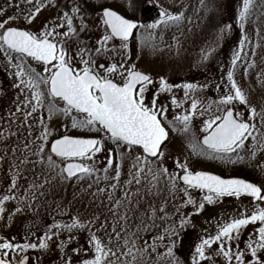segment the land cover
I'll return each instance as SVG.
<instances>
[{
	"label": "snow or ice",
	"instance_id": "1",
	"mask_svg": "<svg viewBox=\"0 0 264 264\" xmlns=\"http://www.w3.org/2000/svg\"><path fill=\"white\" fill-rule=\"evenodd\" d=\"M22 2L26 9L16 4L17 13L0 21L2 66L17 93L15 111L9 115L28 130L22 156L10 164L7 187L0 193V219L7 213L6 227H10L17 214L46 194V187L50 190L56 183L73 180L81 185V195L90 194L88 207L97 200L99 204L87 217L69 214V204L61 210L68 219L54 218L40 235L32 231L39 230L35 224L19 241L0 235V264H41L42 255L53 251V246L60 264H73L74 256L76 264H216L217 258L223 264H264V180L256 183L196 170L190 167L188 155L173 156L168 148L176 135L193 157L255 167L264 176V103L253 104L251 90L236 79L241 65L246 64L242 76L256 67L255 59L248 57H255L260 45L250 47L246 24L258 12L264 15V0H238L234 23L240 37L226 82L222 73L224 91L217 99L197 95L208 87L206 83H170L131 62L134 39L140 52L145 48L156 52L166 30L175 28L183 35V24L191 23L186 5L172 11L157 2L156 17L144 23L133 18V0H96L90 10L85 8L88 0H66L67 7H60L57 0ZM116 3L124 12L113 6ZM199 3L210 10L206 0ZM51 7L57 14L35 30L13 23L23 19L31 26L42 10ZM232 29V23L223 24L217 39ZM93 32L99 33L94 40ZM85 34L88 38H83ZM172 39L179 49L175 34ZM214 51V46L201 49L200 63ZM256 75L264 89V71ZM215 87L219 92L221 84ZM180 88L183 97L178 99L173 90ZM164 93L170 94L171 118L169 104L159 99ZM197 117L202 118L199 126L194 124ZM54 118H62L63 132L52 126ZM32 121L39 127L34 139ZM193 191L202 193L199 200ZM242 195L254 201L250 214L244 209L238 216L217 221L215 234L205 231L191 243L187 259L177 254L176 237L191 225L193 215L222 197ZM169 198L180 200L171 213ZM11 201L16 206L9 212L6 203ZM188 206L192 211H183ZM249 224L258 227L240 248L241 232ZM30 251L41 255L33 258Z\"/></svg>",
	"mask_w": 264,
	"mask_h": 264
},
{
	"label": "rangeland",
	"instance_id": "2",
	"mask_svg": "<svg viewBox=\"0 0 264 264\" xmlns=\"http://www.w3.org/2000/svg\"><path fill=\"white\" fill-rule=\"evenodd\" d=\"M96 2V0H95ZM111 2V0H109ZM134 4H148L147 0H133ZM159 3L165 8H170L172 11H176L181 8V5H186L184 9L187 16L191 17V23L185 22L181 28L183 35H180L175 28L166 30L163 34V42L160 44L159 49L156 52H152L145 48V52L149 54V64L147 67H158L161 70H180V76L184 77V82H193L197 84H207L208 87L203 91L197 93L201 98L217 99L224 91V84H221V76L224 74L226 80V70L230 62V57L234 48L238 46V40L240 37V30L234 23V13L238 5V0H206L210 10H205L200 7L199 0H153V4ZM16 4L20 5V9H26L22 0H0V8L4 9V14L0 15V21L7 19L8 16L17 13ZM58 4H66V1L59 2ZM119 4V3H116ZM120 5V4H119ZM48 8L42 10L38 19L33 25H26L23 19L14 21L13 23L21 27H31L34 30L37 29L42 22L48 20L47 18ZM226 23H232L233 29L231 32L225 34L222 40L217 39V31L220 26ZM247 34L251 40L250 47H256V56L252 57L249 54V60L255 59L256 67L249 70L248 76H242L241 69L246 67V64L241 65V69H238L236 73V79L240 83L241 87L246 91H250V101L259 106L264 103V89L261 88V82L257 78V73L264 71V15L259 12L252 17L251 21L246 24ZM257 30L259 34L257 35ZM176 35L180 41V47L177 49L175 42L172 39L173 35ZM214 46L215 51L209 57L207 61L200 63L201 49ZM248 50V49H246ZM152 58V61L150 60ZM193 74H189L190 71ZM4 71V68H3ZM5 85L3 89L2 99L0 98V155L3 157L0 160V178L1 181L8 184L9 166L16 160V157L22 156L23 143L28 138V130L26 127L21 126L20 120L13 118L9 115L10 111L14 112V101L16 99V90L11 87V80L6 75L5 71ZM194 74L196 76H194ZM226 82V81H225ZM221 84L220 91L217 92L215 85ZM180 96L183 97V89L180 88ZM23 97H21L22 99ZM187 106V105H186ZM213 110H215L213 108ZM241 111H244L243 106L240 107ZM20 114H17L19 116ZM39 115V114H37ZM172 114H169V118ZM46 118V113H45ZM206 118V117H205ZM247 118V117H245ZM200 117H197L194 121L196 126L201 123ZM34 122L32 128L33 137L39 132L38 124ZM62 118L52 120V126L60 129L63 132L61 124ZM73 134H80L76 130H72ZM55 138V136L53 137ZM111 146V145H109ZM16 148L15 154L12 149ZM169 150L173 153V156L183 152V155L189 156L190 167L196 170H208L216 174L229 177L239 176L249 179L253 182L260 183L264 180V176L261 175L259 170L255 167L244 166L240 164H227L219 160H208L206 158H197L190 155V152L186 147H182V141L179 136L173 135L171 142L168 144ZM168 166L171 169L172 162L168 161ZM127 165H125V172ZM31 177V174H29ZM124 179L127 177L124 176ZM21 184L26 186V182L22 179ZM87 186V182L83 187ZM101 186H104L102 183ZM45 195L38 197V200L32 204V207L25 208L24 213L16 215V222L20 221L21 230L17 232L18 241L25 235L24 225L28 224L30 220H35V224L39 225V230L32 228V231L36 235H40L47 223H51L55 219L67 220V215H62L61 210L69 206V214H75L79 212L83 217H87L94 208L99 204V200L88 207L91 196L90 194L81 195V185L75 180L61 185L59 183L54 184L49 190L47 187L44 189ZM117 196L121 195L119 191ZM192 195L197 200L200 199L202 193L199 191H193ZM99 199H103L105 204L107 200L104 196ZM71 202V203H70ZM155 203L159 205L160 200H156ZM180 200L173 201L169 198L168 211L174 212L175 206H178ZM60 207H57V205ZM144 205H142L143 207ZM254 206L253 202H247L241 199H232L230 197H222L217 203L213 205H205V209L201 214H196L191 217V225L186 231L181 232L179 237H176L177 254L182 258L187 259L190 245L193 241L197 240L200 235L205 231L210 234H215L217 221L223 222L230 219L233 216H238L244 209L250 210ZM32 210H35L32 212ZM31 211V212H30ZM185 212H191V206L183 209ZM7 220V218H6ZM5 225V226H4ZM258 225V224H257ZM26 226V225H25ZM256 225L249 224L241 232V238L239 247H244V241L248 238L249 233L254 231ZM12 229L6 227V224L2 223L0 219V235L12 236ZM63 238V237H62ZM80 243L84 244V237L81 234ZM75 247V244L72 245ZM87 247V245H85ZM236 247V242H233V248ZM30 256L34 258L40 256L39 252L30 251ZM77 257H73V264H76ZM41 264H60L59 254L53 246V251L48 252L41 257ZM216 264H223L222 258H217Z\"/></svg>",
	"mask_w": 264,
	"mask_h": 264
},
{
	"label": "flooded vegetation",
	"instance_id": "3",
	"mask_svg": "<svg viewBox=\"0 0 264 264\" xmlns=\"http://www.w3.org/2000/svg\"><path fill=\"white\" fill-rule=\"evenodd\" d=\"M62 1H66V0H57V2H62ZM95 3V0H88L87 3H85V8L86 9H91V4ZM60 7H67L66 4H59ZM156 4H135V12L133 13V18L135 19H139L144 23H148L150 22V18H155L157 15V11H156ZM113 6L115 7H119L121 12H124V8L121 7L119 4H114ZM57 14V9L55 7H51L48 8V14H47V18L51 19L53 18L55 15ZM99 35V33L93 32L92 33V39L94 40L97 36ZM83 38H88V35L85 34V36ZM139 54L140 58L137 60V55ZM118 58V57H117ZM152 61V58L150 59ZM131 62L136 63L137 68L144 70L146 72H150L152 74V76L156 79H158L159 76L163 75L166 77V79L170 82V83H174V84H182L184 83V77L180 76V70L178 71H171V70H161L158 67H152L151 69H149L147 67V64H149V54L145 52V50H143V52L139 51V45L138 43L135 41V39L133 40L132 44H131ZM190 71V70H189ZM189 74H193V72H189ZM194 76H196L194 74ZM226 81V80H225ZM193 83V82H192ZM222 84V83H221ZM4 85H5V74L3 71V66H2V57H0V98L2 99V94H3V89H4ZM224 87V86H223ZM151 91H154V89H152ZM151 91L148 94V98H151ZM174 94L176 95V97L179 99L181 98L180 96V89H174L173 90ZM160 102L163 103H168L169 104V114H173V109L172 106L170 104V94L168 93H164L160 96ZM32 124L34 126V122L32 121ZM1 157V155H0ZM0 178H2V176H0ZM249 180V179H248ZM251 181V180H250ZM7 184H5V182L0 180V193H3L4 190L6 189ZM229 197V196H226ZM232 199H241V200H246L247 202H253V200L247 196L242 195L241 197L237 198V197H230ZM15 201H11V202H7L6 203V208L8 209V211L10 212L14 207H15ZM35 210H32V212ZM31 212V211H30ZM7 213H5L4 218L1 219L2 223L7 224ZM16 216L13 218V221L11 223V226L9 228H11L12 230V236H15L16 239L18 240V236L16 235L17 232H20V228L22 226V224H20V221L16 222ZM35 224V220H30L28 224L24 225V230L26 228H29L31 225ZM36 225V224H35ZM5 226V225H4ZM258 227V225H256ZM34 228V227H33ZM10 236V237H12ZM31 253V252H29ZM32 254V253H31ZM29 254V255H31ZM33 257V256H32ZM34 258V257H33Z\"/></svg>",
	"mask_w": 264,
	"mask_h": 264
}]
</instances>
